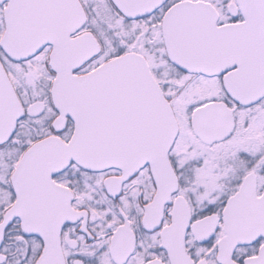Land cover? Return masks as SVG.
Segmentation results:
<instances>
[{
	"label": "snow or ice",
	"instance_id": "6c2138e0",
	"mask_svg": "<svg viewBox=\"0 0 264 264\" xmlns=\"http://www.w3.org/2000/svg\"><path fill=\"white\" fill-rule=\"evenodd\" d=\"M0 264H264V0H0Z\"/></svg>",
	"mask_w": 264,
	"mask_h": 264
}]
</instances>
